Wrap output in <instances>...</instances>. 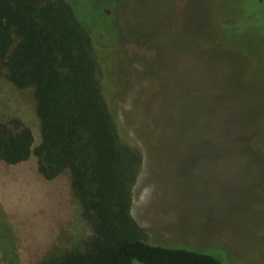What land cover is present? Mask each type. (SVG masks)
<instances>
[{"label":"rangeland","instance_id":"374dc122","mask_svg":"<svg viewBox=\"0 0 264 264\" xmlns=\"http://www.w3.org/2000/svg\"><path fill=\"white\" fill-rule=\"evenodd\" d=\"M67 2L95 36L121 139L143 154L131 213L145 238L264 264V0ZM90 232L68 171L0 162V264Z\"/></svg>","mask_w":264,"mask_h":264},{"label":"trees","instance_id":"16d2710c","mask_svg":"<svg viewBox=\"0 0 264 264\" xmlns=\"http://www.w3.org/2000/svg\"><path fill=\"white\" fill-rule=\"evenodd\" d=\"M93 36L67 0H0V162L35 156L47 181L68 171L91 231L33 264H223L148 241L133 217L143 154L118 132Z\"/></svg>","mask_w":264,"mask_h":264}]
</instances>
